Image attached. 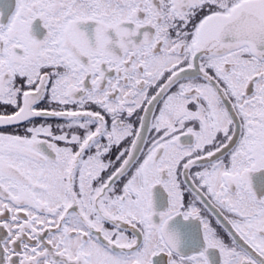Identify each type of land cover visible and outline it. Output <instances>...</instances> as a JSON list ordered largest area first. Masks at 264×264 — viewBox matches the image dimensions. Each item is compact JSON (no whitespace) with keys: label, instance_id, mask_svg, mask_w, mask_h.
Segmentation results:
<instances>
[{"label":"snow or ice","instance_id":"snow-or-ice-1","mask_svg":"<svg viewBox=\"0 0 264 264\" xmlns=\"http://www.w3.org/2000/svg\"><path fill=\"white\" fill-rule=\"evenodd\" d=\"M7 7L0 264H264V0Z\"/></svg>","mask_w":264,"mask_h":264},{"label":"flooded vegetation","instance_id":"flooded-vegetation-1","mask_svg":"<svg viewBox=\"0 0 264 264\" xmlns=\"http://www.w3.org/2000/svg\"><path fill=\"white\" fill-rule=\"evenodd\" d=\"M7 5H8V7L5 10L3 22H7L8 18L10 17L12 12L14 11V0H7ZM34 27H35L36 35L38 37L42 38L43 35L45 34V30L41 27V23L39 21H37L36 24L34 25ZM253 179H254V185L256 187L258 195L264 196V172L254 174ZM209 218L213 219V222H215L214 217L210 216Z\"/></svg>","mask_w":264,"mask_h":264}]
</instances>
